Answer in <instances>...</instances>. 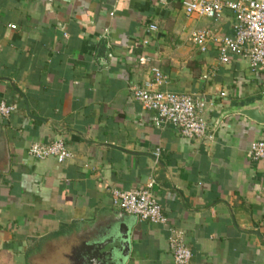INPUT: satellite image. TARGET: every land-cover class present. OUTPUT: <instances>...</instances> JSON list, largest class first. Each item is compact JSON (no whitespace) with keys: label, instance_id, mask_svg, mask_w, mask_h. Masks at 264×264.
I'll return each instance as SVG.
<instances>
[{"label":"crops","instance_id":"0c3cea01","mask_svg":"<svg viewBox=\"0 0 264 264\" xmlns=\"http://www.w3.org/2000/svg\"><path fill=\"white\" fill-rule=\"evenodd\" d=\"M232 25L228 10L186 15L181 0H0V100L16 106L0 118V264H81L119 216L131 235L120 264H174L164 226L112 204V189L149 181L192 264H264V169L248 156L264 124L238 110L264 96V69L221 62ZM130 85L198 94L206 136L155 123ZM58 137L69 160L28 153Z\"/></svg>","mask_w":264,"mask_h":264},{"label":"built area","instance_id":"2783aa9c","mask_svg":"<svg viewBox=\"0 0 264 264\" xmlns=\"http://www.w3.org/2000/svg\"><path fill=\"white\" fill-rule=\"evenodd\" d=\"M181 7L186 15L211 19L220 17L225 10L230 11L232 33L218 40L221 62L228 63L232 56H242L246 57L251 68L264 69V0H181ZM10 27L15 28L14 25ZM208 38H211L208 30L195 31L190 36V40L202 50ZM153 71L154 83L163 82L161 72L158 69ZM128 92L131 98L141 102L143 108L154 112L155 123H170L187 139L206 136L208 125L202 116L205 102L198 94L156 89L152 85H130ZM15 111L14 104L0 100V118L6 119ZM28 153L36 159L52 158L59 163L72 157L61 137L48 142H32ZM155 155L158 156L159 152L156 151ZM248 156L262 162L264 169V136L250 143ZM152 185L153 181H149L144 187L112 189V204L139 220L164 226L168 231L167 245L173 263L192 264V252L185 243L183 231L168 224L158 198L152 193Z\"/></svg>","mask_w":264,"mask_h":264},{"label":"water","instance_id":"95a60500","mask_svg":"<svg viewBox=\"0 0 264 264\" xmlns=\"http://www.w3.org/2000/svg\"><path fill=\"white\" fill-rule=\"evenodd\" d=\"M238 110L256 122L264 124V96L239 107ZM99 233L101 235L93 237L90 243L83 246L78 255L83 260L81 264H100L107 260L111 264L122 263L131 247L130 228L126 221L119 216Z\"/></svg>","mask_w":264,"mask_h":264}]
</instances>
